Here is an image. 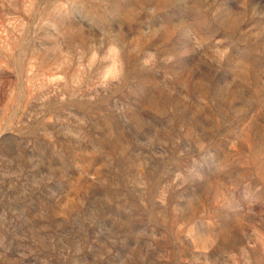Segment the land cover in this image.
Instances as JSON below:
<instances>
[{
    "label": "rangeland",
    "instance_id": "374dc122",
    "mask_svg": "<svg viewBox=\"0 0 264 264\" xmlns=\"http://www.w3.org/2000/svg\"><path fill=\"white\" fill-rule=\"evenodd\" d=\"M0 264H264V0H0Z\"/></svg>",
    "mask_w": 264,
    "mask_h": 264
}]
</instances>
